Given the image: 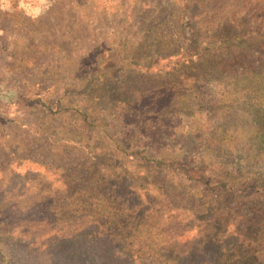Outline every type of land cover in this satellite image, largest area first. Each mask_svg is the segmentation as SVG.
Segmentation results:
<instances>
[{
  "label": "rangeland",
  "instance_id": "1",
  "mask_svg": "<svg viewBox=\"0 0 264 264\" xmlns=\"http://www.w3.org/2000/svg\"><path fill=\"white\" fill-rule=\"evenodd\" d=\"M233 8L264 31V0H0V264H236L264 143L209 73Z\"/></svg>",
  "mask_w": 264,
  "mask_h": 264
},
{
  "label": "trees",
  "instance_id": "2",
  "mask_svg": "<svg viewBox=\"0 0 264 264\" xmlns=\"http://www.w3.org/2000/svg\"><path fill=\"white\" fill-rule=\"evenodd\" d=\"M62 1L64 0H55V2H59V4L62 3ZM251 8L254 9V7ZM221 13L225 15L213 21V53L216 52L215 50L217 47L220 50L216 52L218 54H213V67L210 61L208 62L210 64L208 65L210 69L209 73L219 77L226 73H231L234 76L230 83L235 90L233 89L231 91L226 88L227 91H225V94L236 97L238 92L244 93L253 109V112L250 113L248 118H244V121L248 129H251L253 134H255L257 138L260 137L261 142L264 143V57L259 69L248 66L252 64L250 61L252 51L258 49L264 53V31H260L259 29L261 28L254 27L256 30L248 32L247 29L249 28H245L243 17L237 15L238 12L235 8L227 10L226 12L221 10ZM258 32L260 35H257ZM72 33L78 34V31L73 29ZM254 33H256V35ZM221 53L231 55V60L228 61L227 65H219L221 62H219L218 58L221 57ZM235 66H245L249 68L243 69L242 71L240 70L241 72L238 70V72L234 74L229 68L234 69ZM255 141L256 139L252 142L256 143ZM234 143L235 142H233V144ZM261 149L264 150V144L261 146ZM259 182L261 183L262 191H264V181ZM259 196L261 199H264V194H260ZM254 210L256 209L254 208ZM250 211L251 220H249V222L257 223L260 229H262L257 233L259 234L262 232V234L259 236L257 233H254L249 237L241 235L235 236L234 242L237 246L233 251L229 252L232 254L231 257H229L232 258V261L236 259V262L234 261L236 264H264V260L260 258L262 256L258 254L260 242L263 241L262 236L264 235V211L258 210L256 213H252V209ZM224 217L219 219L220 223H227V219ZM250 225L254 224L250 223Z\"/></svg>",
  "mask_w": 264,
  "mask_h": 264
}]
</instances>
